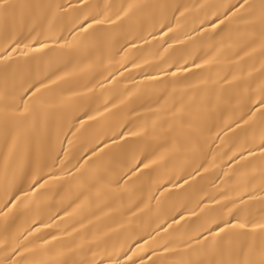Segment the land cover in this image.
I'll return each instance as SVG.
<instances>
[{"label":"bare ground","instance_id":"6f19581e","mask_svg":"<svg viewBox=\"0 0 264 264\" xmlns=\"http://www.w3.org/2000/svg\"><path fill=\"white\" fill-rule=\"evenodd\" d=\"M3 3L0 264H260L264 0Z\"/></svg>","mask_w":264,"mask_h":264},{"label":"snow or ice","instance_id":"6c2138e0","mask_svg":"<svg viewBox=\"0 0 264 264\" xmlns=\"http://www.w3.org/2000/svg\"><path fill=\"white\" fill-rule=\"evenodd\" d=\"M0 7H4L3 0H0ZM241 227H243V225H241ZM260 264H264V260H262Z\"/></svg>","mask_w":264,"mask_h":264}]
</instances>
